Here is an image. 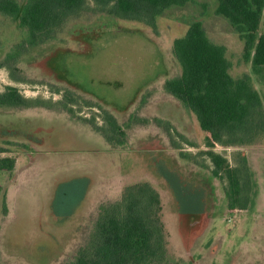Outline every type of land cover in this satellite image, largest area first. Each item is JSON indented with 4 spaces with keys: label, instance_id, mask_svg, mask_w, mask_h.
<instances>
[{
    "label": "rangeland",
    "instance_id": "1",
    "mask_svg": "<svg viewBox=\"0 0 264 264\" xmlns=\"http://www.w3.org/2000/svg\"><path fill=\"white\" fill-rule=\"evenodd\" d=\"M17 2L21 6L25 0ZM216 6L217 0H188L183 6H171L157 17L156 32L136 21L85 10L69 18L53 39L24 49V30L15 18L0 14V64H5L0 67V91L13 86L25 97L57 100L60 94L50 86L69 89L113 116L115 112L124 125L142 124L135 118L146 119L151 127L153 118L174 123L193 144H182L183 154L208 150L206 134L194 114L163 87L165 80L180 74L172 42L191 23L200 21L211 41L224 46L230 75L247 74L264 107V67L253 69L244 59L243 40L226 18L215 13ZM261 34L264 10L256 36ZM90 112L83 108L79 115L88 117ZM69 117L58 108L0 107V146L9 150L0 155L16 160L11 171H0V264H66L92 230V218L66 225L47 209L51 177L46 166L52 169L58 162L47 163L43 155L52 153L53 145L67 146L76 140ZM157 128L161 133L133 130L132 153L123 157L122 165L131 167L128 184L147 181L159 193L168 260L264 264V138L247 146L213 148L219 153H245L261 184L252 209L229 210L221 182L209 169L182 157L164 130ZM143 135L149 143L138 142ZM196 160L205 159L198 156ZM117 192L111 190L110 200L118 197Z\"/></svg>",
    "mask_w": 264,
    "mask_h": 264
},
{
    "label": "trees",
    "instance_id": "2",
    "mask_svg": "<svg viewBox=\"0 0 264 264\" xmlns=\"http://www.w3.org/2000/svg\"><path fill=\"white\" fill-rule=\"evenodd\" d=\"M187 1L25 0L20 6L17 0H0V14L15 18L24 30V49L53 39L69 18L85 10L136 21L156 32L157 17L167 8L183 6ZM263 10L264 0H217L215 9L239 33L243 57L253 69L264 67V34L256 36ZM172 53L180 74L165 80L164 90L194 114L206 134L204 146L208 150L183 154L182 144H193L170 122L153 118L154 124L164 130L170 145L180 150L182 157L209 169L221 182L229 210L252 209L258 184L245 154L239 150L219 153L213 148L251 145L264 138V107L259 94L247 74L237 78L230 75L224 46L211 41L200 21L191 23L182 36L173 40ZM12 79L20 81L14 76ZM50 89L60 98L25 97L16 87L5 86L0 91V107L58 108L90 125L110 144L124 142L123 127L107 109L69 89ZM83 108L91 110L88 117L79 115ZM135 119L147 123L146 119ZM6 152L9 150L0 146V154ZM198 156L205 160L197 161ZM15 162L13 156L0 155V171H11ZM2 202L5 214V198ZM66 264H180L167 258L158 191L147 181L136 182L125 186L117 200L101 203L87 240Z\"/></svg>",
    "mask_w": 264,
    "mask_h": 264
},
{
    "label": "crops",
    "instance_id": "3",
    "mask_svg": "<svg viewBox=\"0 0 264 264\" xmlns=\"http://www.w3.org/2000/svg\"><path fill=\"white\" fill-rule=\"evenodd\" d=\"M112 113L125 131V139L121 145L110 144L90 125L69 117L67 122L72 129L74 137L77 136L76 140L67 146L53 145V147H49L53 149L52 153L48 151L45 155L43 153L38 154L45 156L48 160V162L46 161L47 163L58 162V165L52 167V169L50 168L51 165L46 166L50 173L49 178L51 177L49 188L47 189L51 198L49 197L47 209L51 214L63 219L66 225L73 224V221L77 219L83 220L84 217L92 218L93 225L97 217L98 206L101 203L114 201L120 197L130 178L129 170L131 167L125 168L122 165V159L132 153L130 148L131 139L134 140L132 136L133 130L142 129L143 133L152 129L160 131L155 124L152 127L150 124H140L139 126L124 125V122L118 120L116 113ZM171 124L176 128L174 123ZM176 130L178 129L176 128ZM48 133L46 134L47 139L49 137ZM137 139L142 144L149 143L148 136L143 135ZM36 145L39 146V143L37 142ZM245 156L248 165H251L249 156ZM133 158L134 156L131 155L132 161L134 160ZM257 177L258 175L256 174ZM257 184L258 193H260L261 184L259 183V178ZM113 188L118 191L116 193V197H118L110 200L109 195ZM81 225L87 226L88 224L82 222Z\"/></svg>",
    "mask_w": 264,
    "mask_h": 264
}]
</instances>
